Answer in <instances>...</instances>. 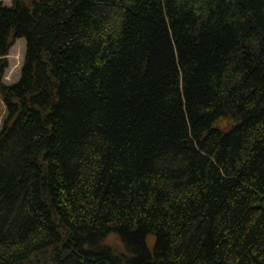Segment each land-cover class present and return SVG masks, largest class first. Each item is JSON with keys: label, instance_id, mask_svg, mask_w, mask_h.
Wrapping results in <instances>:
<instances>
[{"label": "trees", "instance_id": "1", "mask_svg": "<svg viewBox=\"0 0 264 264\" xmlns=\"http://www.w3.org/2000/svg\"><path fill=\"white\" fill-rule=\"evenodd\" d=\"M18 38L0 264H264V0H0Z\"/></svg>", "mask_w": 264, "mask_h": 264}, {"label": "rangeland", "instance_id": "2", "mask_svg": "<svg viewBox=\"0 0 264 264\" xmlns=\"http://www.w3.org/2000/svg\"><path fill=\"white\" fill-rule=\"evenodd\" d=\"M13 0H4L5 4L10 5L12 4ZM25 51H26V40L25 38L17 39L16 42H14L12 48L8 52V55L6 56L5 64L7 65L6 69L4 68V76L1 77L0 82L3 84L6 83V85H13L20 79L21 76V68L24 62L25 58ZM4 56H0V58H3ZM7 119V112L3 103L2 98L0 97V124L4 123ZM225 123L224 120H221L219 122V125H223ZM1 128V126H0ZM3 129V127L0 129V131ZM154 237H149V247L150 249H153L154 244ZM108 243L111 245H114L115 248L118 250L122 249V244L120 247L119 239L117 237H111L110 240H108Z\"/></svg>", "mask_w": 264, "mask_h": 264}]
</instances>
